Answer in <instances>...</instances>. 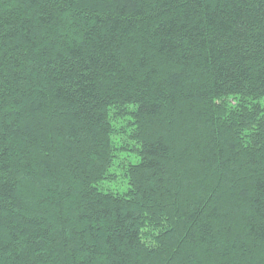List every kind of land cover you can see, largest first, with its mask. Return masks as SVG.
Wrapping results in <instances>:
<instances>
[{
	"label": "trees",
	"instance_id": "trees-1",
	"mask_svg": "<svg viewBox=\"0 0 264 264\" xmlns=\"http://www.w3.org/2000/svg\"><path fill=\"white\" fill-rule=\"evenodd\" d=\"M0 264H264V0H0Z\"/></svg>",
	"mask_w": 264,
	"mask_h": 264
}]
</instances>
